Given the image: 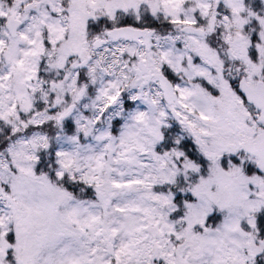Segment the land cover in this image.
<instances>
[{
  "label": "snow or ice",
  "instance_id": "1",
  "mask_svg": "<svg viewBox=\"0 0 264 264\" xmlns=\"http://www.w3.org/2000/svg\"><path fill=\"white\" fill-rule=\"evenodd\" d=\"M0 264H264V0H0Z\"/></svg>",
  "mask_w": 264,
  "mask_h": 264
}]
</instances>
